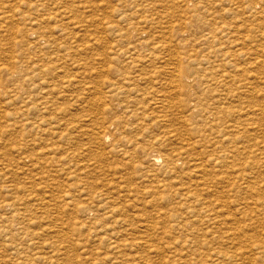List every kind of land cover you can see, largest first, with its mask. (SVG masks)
I'll list each match as a JSON object with an SVG mask.
<instances>
[{"label": "rangeland", "instance_id": "1", "mask_svg": "<svg viewBox=\"0 0 264 264\" xmlns=\"http://www.w3.org/2000/svg\"><path fill=\"white\" fill-rule=\"evenodd\" d=\"M228 3L231 4V6ZM195 4L196 6L194 7ZM262 6L264 7V0H0V264H70L72 262V264H75V262L76 264H80V262L81 264H122L125 260L127 262L125 261L123 264H168L169 261H172L169 264H182V261L183 263L187 262L186 264H192V262L198 264L199 259H202V261L200 260L199 264H201V262L202 264H206L208 261H205V257H208L209 255V257L214 256L213 252L211 253V250L214 252L220 250V252H223V254H227L229 256L232 255L231 257L235 256V258H232V261L234 260L235 262L231 263L232 261L229 259L223 263L239 264V262L242 261L244 263L247 262L248 264H264V226H262L264 225V196H262L264 195V192L262 194L261 191L264 189V173L261 174V172L264 171V33L261 35V31H264V23L260 24V22H264V8ZM247 7H257L255 10L256 12H258V10L260 11L258 12L259 15H257L258 13L256 15L254 14L256 17L253 19V14H248ZM54 8L56 9L55 11ZM201 24L203 26H201ZM189 27L191 29L187 30ZM196 27L198 29H196ZM209 27L211 30H213L215 37L209 34ZM179 31L184 32V35L179 36ZM205 33H208L210 36H205ZM199 37L205 38L206 42L203 40L197 42ZM185 40L189 42L187 43ZM228 40L230 43L227 42ZM156 43L159 44L157 45ZM238 50L239 52L241 51L240 55H238ZM261 50L263 54L261 53ZM225 53H229V55ZM224 54L225 56H223ZM227 56L231 59H228ZM176 57H178L180 60ZM220 57L222 61L218 59ZM175 68L177 71H175ZM241 69L244 70L242 71ZM32 71L33 73H31ZM171 71L173 73H171ZM7 74H12V76H5ZM17 74H24V78H21ZM219 78H221V80H219ZM214 79H218L219 81H215ZM212 84L215 85L213 86ZM242 85H246L245 87L247 89H245L244 86L242 87ZM249 85L251 86L250 88ZM256 86L257 90L254 89ZM208 87H211L213 91ZM223 87H226L227 91H225V88L223 89ZM239 88H243V90L245 89L246 91H243L242 89L240 90ZM117 90L120 91V95H118L119 93ZM134 90L136 93L133 92ZM207 91H209V93H207ZM229 92L233 95H230ZM126 93H129V96L126 95ZM234 93L238 95H235ZM226 94H229L230 96ZM124 96H126L127 99H125ZM215 96L217 99L214 98ZM237 96L239 98H237ZM256 96H258V98ZM247 97L250 100L249 102L252 101L250 105L248 103ZM252 98L253 100H251ZM261 98L263 99L261 100ZM244 99L247 102L243 101ZM218 101L220 105L225 103L224 105L226 108L224 105L220 106ZM215 102L218 104L217 106L220 107H215ZM257 102L258 104L260 103V105H258ZM249 106L251 108H246ZM46 108H48V110ZM198 108L200 109L198 110ZM255 110L259 112V116L257 114L258 112H255ZM215 111L217 113H215ZM247 112L253 119H251L248 114L246 116ZM250 112L252 113L250 114ZM220 113L222 117L220 116ZM217 114L219 115L217 116ZM159 115H164V120H162V118L157 119ZM205 115H207V117ZM43 117L45 118L43 119ZM195 117L198 119L195 120ZM246 117L247 119H245ZM236 119H241L242 121ZM117 120L121 121V124L123 125L119 126L120 122L116 123ZM187 120L189 121L186 122ZM231 120L236 122H232ZM200 121L203 124H206L205 127H202L203 124ZM45 122L47 126H45ZM218 122L221 123L219 124ZM237 123L239 125L243 124L244 126H238ZM245 123L248 126H245ZM31 124L33 125L30 126ZM49 124L54 125L52 126ZM200 124H202L200 127L203 129L199 127ZM231 124H234L235 126ZM209 125L212 129L209 128ZM252 125L255 127V130L253 129L254 127H252ZM230 126H232V129L230 128L229 130ZM237 126L239 128H237ZM256 127H259V129L256 130ZM47 128L52 129L47 132ZM235 128L238 130H235ZM207 129L212 132L215 129L217 131L208 133L209 131ZM93 130L95 133H98L95 135ZM40 131L45 133L41 134ZM231 131H237L238 133ZM240 131L241 133H239ZM246 131L250 134L252 132L255 134H249V136ZM227 132L228 135H226ZM244 132L247 135H245ZM51 133H56L55 135L58 136H54V134L52 135ZM196 133H198V137L196 136ZM205 133H207V137L209 136V138L204 137L206 136ZM211 134L214 141H212L210 138ZM238 134L240 136H237ZM101 135L103 137H100ZM241 135L243 136L241 137ZM167 137L170 141L166 139ZM226 137H231L230 141L232 142H230ZM237 137H240L241 140ZM208 139L212 143H209ZM166 140L169 142H166ZM219 140H221L222 146H220L221 144ZM222 140L225 141L223 142ZM239 141L242 143H239ZM51 142L52 146H50ZM203 143H205V145L208 144L207 148L205 145H199ZM215 143L218 145L216 146ZM120 144L123 145V147ZM224 144H226L225 147ZM255 144L258 145L255 147ZM47 146L50 147L48 148ZM192 146L195 147L191 148ZM200 147L203 152L205 150L206 151L203 153L202 150H200ZM203 147H205V149ZM221 147L223 149L226 148V151ZM52 148H56L55 152L52 150ZM228 148L231 151H229ZM102 149H105V152ZM211 149L220 152L215 154V151L213 150L212 152ZM237 150L239 153H237ZM244 150L247 151L248 154L247 152H244ZM261 150L263 151V154L261 153ZM175 152L183 153L181 154L182 157L180 158H185L183 160L177 161L175 168L169 169L165 160L167 157L173 156V154L175 155ZM222 152L224 154H221ZM228 152H232L229 154L233 156L234 160L237 158L235 161L232 159V157H230L231 159L228 158L230 161L233 160V163L231 161V164L230 161L226 160L227 157L231 156L228 154ZM240 153H246V155L241 159L240 156L242 155H240ZM184 154L185 156H183ZM234 154L239 156L235 155L236 158H234ZM259 154H262L263 156L261 157ZM223 155H225V157ZM154 156L156 158L159 156L157 162L153 161V158H155ZM204 156H210L207 158L214 162L211 160L209 161L208 159L205 160L206 157ZM215 156L217 158H215ZM218 156L220 157L218 158ZM221 157L223 159H221ZM187 158H191L192 160H188ZM254 158L257 159L255 160ZM195 160L197 161L195 162ZM218 160L220 163H215V161L219 162ZM223 160L225 161L224 163H222ZM186 161H188V163ZM204 161L208 162L205 164ZM236 162L239 164L238 166L235 164ZM253 162L258 163L254 165L252 164ZM177 163L178 165H182L180 166L181 168L177 166ZM186 163L188 165H186ZM247 163L249 164V167ZM184 164L186 167L190 166L189 164H191L190 167L192 169L190 167H188V169L185 166L183 167ZM229 164L233 165L230 166ZM240 164L241 166L244 164L245 167L243 166L244 168H241ZM200 165L203 166L201 169L204 168L206 171L204 169L201 170L202 172L199 171ZM214 166L219 167L220 169L223 168L224 170H219V168H217V170ZM224 166L227 167L225 168ZM255 166H257L259 170ZM228 167L232 172L234 171L235 173H230L231 171ZM248 168H250L251 171ZM193 169L195 171H193ZM242 169L246 171H243ZM166 170L170 172V175ZM179 170H181V172H179ZM187 170L190 173L189 176L185 178L184 176H186L188 173ZM236 170L238 173H241L242 176L239 174L241 177L237 175L238 173ZM240 170L242 172H240ZM253 170H256L255 172H260L255 173L254 175ZM210 171L212 173L211 176H209ZM224 171H226L228 175ZM185 172L187 173L185 174ZM203 172L207 173L208 175ZM156 173L159 176H157ZM174 173L176 174L174 175ZM179 174H181L182 177H180ZM256 174L258 176H256ZM229 175L232 176L233 182L232 178H229ZM235 175H237L238 178H236L237 176ZM245 175H248L249 177ZM199 176L204 177L206 182L207 179L209 183L212 182V185L211 183L207 185L208 182L205 183V187L206 185L208 186L206 187L207 190H203L204 185L194 188V184L200 180ZM171 177L174 179L175 183H173V180L172 182L169 180ZM221 177L222 179L225 178L224 180L228 182L223 184ZM255 177L259 178L256 179ZM193 178L197 180L195 181ZM241 178L243 179L241 180ZM179 180H183L184 182H180ZM189 181L192 182L189 183ZM167 182H169V184H167ZM261 182L263 184H260ZM161 183L163 185L166 183V185L162 187L160 185ZM218 183H220V185ZM119 184L122 185V187ZM176 184H178L179 187ZM233 184L234 186L232 187ZM170 185L172 190L170 189ZM245 185L248 186V189H245ZM218 186H221L220 189ZM241 186L244 188L241 189ZM209 187L210 189H216L215 192L213 189L211 191L209 190V192ZM156 188L158 192L162 190L161 193H158ZM179 188L183 191H180ZM252 188H254V190ZM124 189H127L126 192H124ZM184 189H187L186 191L189 194V196L187 194L188 198L184 197V194L186 193ZM166 190L168 193H166ZM193 190L197 193H195V195L193 194L192 196V193H194ZM199 190H201L202 194L199 192ZM237 190L241 193H238ZM247 190L252 193L250 194ZM172 191H175L176 193H173ZM227 191H229V193ZM171 192L173 193V196ZM206 192L208 196L203 195L206 194ZM231 192L234 194L232 196L233 198L230 196L232 195ZM145 193L146 195L150 193L148 195L149 197L146 196ZM208 193L214 195L213 199H211L212 196ZM101 194L104 195L105 198L102 197ZM121 194L123 196H121ZM136 195L138 197H136ZM168 195H171V198H169ZM180 195L186 200H181ZM196 195H199L200 198L198 196L196 197ZM242 195H245L249 199ZM252 195H254V198ZM222 196L225 197L222 198ZM205 197H209L210 199ZM216 197L220 199L218 200ZM194 198L197 199H195V202H193ZM201 198L206 199V202H204V199L201 201ZM225 198L228 199L230 204ZM260 198H262V201ZM215 199L216 201H214ZM105 200H107V202ZM211 200H213L214 203ZM181 201H183L185 211L182 210L184 207L182 206ZM200 201L204 203L201 205L203 208L205 207V211L200 210L203 209L200 206ZM209 201H211L212 204H210V206H204L208 205ZM244 201H247V205H245ZM177 202H180V206ZM234 202L238 206H236ZM101 203L105 205L102 206ZM165 203H167L168 206ZM223 203L226 204V206H224ZM187 204V208H189V205L191 208L186 209L185 205ZM231 206L233 207L232 209ZM106 207L108 209H106ZM115 207L117 211L115 210ZM241 207L244 208L242 209ZM211 208L212 211L210 213ZM191 209L192 211L194 210L195 213L197 212V214L194 212L192 213ZM214 209H217L218 212ZM103 210H105V212H103ZM175 210L177 213L176 215ZM120 211L122 215L120 214ZM215 212L219 213L221 218H219V215H216ZM110 213L112 214L110 215ZM179 213L181 215H179ZM184 213L185 215L187 214V217L183 215ZM245 214L246 217L248 215L247 218L250 217L249 221L245 217ZM116 215L119 218H117ZM93 216H95V218H93ZM98 216H100V218ZM169 216H172V218L170 217V219H168ZM211 216L216 219L214 220L213 218L212 220ZM241 216H244V219H242ZM253 216V220L255 219L254 221L256 222L251 219ZM259 216L263 219L260 220ZM177 217L181 218L178 219ZM190 217L196 219L194 220L196 222H190V220H193ZM175 218L177 219L174 220ZM183 218L190 223H187V221L183 220ZM111 219L114 221H111ZM121 219H123L125 223ZM240 219L242 221H240ZM116 220L120 221L118 222ZM208 222L210 225H207L206 227ZM250 222L253 223V226ZM101 223L103 224V228L102 225H100ZM111 223H114L115 226L117 225V228ZM122 223L125 226L122 225ZM172 224L176 225L173 227ZM182 224H185V226ZM245 224L248 226L247 228ZM105 225H109V231ZM118 225L122 227H119ZM175 227L177 229H175ZM183 227L185 230H183ZM210 227H212V229H209ZM120 228L123 231L125 230V232H121ZM180 228L182 229L180 231L181 234L179 233ZM102 230L105 234H102ZM155 230L165 234H160L159 232L156 234V236ZM186 230L189 233H186ZM204 230H206V233ZM212 230L213 232H216L213 233ZM223 230H226L227 232ZM235 230L237 231L235 232ZM72 231L75 233H72ZM210 231L212 233H210ZM177 233H179V235ZM215 233H220V235H216ZM229 233L232 234L233 237L238 235V233L240 235L233 239L232 235ZM121 234H124L123 237ZM208 234L212 235L209 236ZM135 235L138 237L136 238ZM191 235L196 236L197 239H200L197 241V239L195 237L192 238ZM203 236L206 240H204ZM90 237L93 238L91 239ZM172 237H174V239H172ZM178 237L179 242L177 241ZM249 237L250 239L252 238V240H250ZM257 238L258 240H256ZM103 240L105 242H102ZM192 240L196 241L192 242ZM237 240L238 242L244 243H241L239 246L237 244ZM116 242H118V244ZM173 242L175 243V246ZM196 242H198L200 246ZM260 242H262V244H260ZM195 243L199 248L196 247ZM204 243H208V245ZM209 243L212 244L209 245ZM109 245L115 248L111 246L107 247ZM202 245H204V247ZM238 246L240 248L242 247L243 249H240ZM172 247L173 250L171 249ZM248 247L250 250H248ZM259 247L262 250H260ZM181 248H183V250ZM191 248L194 250H191ZM206 248H208L209 252ZM120 249L123 253H120ZM184 249L187 252H185ZM170 250L171 252L169 253ZM188 250L191 254L188 253ZM196 250L199 251L196 252ZM166 251L168 252L165 254ZM201 251H205L207 254ZM253 252L254 255H252ZM239 253H243V256L245 255V258L243 256L242 258L246 262L237 256ZM256 253L259 255H256ZM260 254L263 256L261 257ZM181 255L185 259L188 258L189 261L188 259L185 260ZM67 256L71 259V261ZM119 256L120 258H118ZM236 256L238 257L239 261L235 260ZM110 257L111 261L109 259ZM52 258H57V260L54 261ZM114 259L115 261H113ZM116 259L119 263L116 262ZM178 259L184 260L180 261V263ZM62 260H68V262L64 263ZM119 260H121L122 263ZM191 260L192 262H190ZM252 261L254 263H252ZM242 262H240V264Z\"/></svg>", "mask_w": 264, "mask_h": 264}, {"label": "bare ground", "instance_id": "2", "mask_svg": "<svg viewBox=\"0 0 264 264\" xmlns=\"http://www.w3.org/2000/svg\"><path fill=\"white\" fill-rule=\"evenodd\" d=\"M51 1H52V0H51ZM256 1H257V0H256ZM258 1H260V0H258ZM37 2H38V1H37ZM39 2H40V1H39ZM42 2H43V1H42ZM42 2H41V3H42ZM256 3H257V2H256ZM37 4H38V3H37ZM39 4H40V3H39ZM42 4H43V3H42ZM49 4H50V3H49ZM52 4H53V2H52ZM228 4H229V3H228ZM231 4H232V2H231ZM231 4H229V5L231 6ZM253 4H254V3H253ZM254 5H255V4H254ZM254 5H253V6H254ZM258 5H259V4H258ZM258 5H256V6H258ZM195 6H196V4L194 5V7H195ZM194 7H193V8H194ZM262 7H263V6H262ZM193 8H192V10H193ZM247 8H248V14H249V15H250V14H253V19H254V17H256L255 15H256L258 12H260L259 10H258V12H256L255 9H256L257 7H252V8H251V7H247ZM260 8H261V7H260ZM263 8H264V7H263ZM194 9H195V8H194ZM55 10H56V9L54 8V11H55ZM195 10H196V9H195ZM261 10H262V9H261ZM263 11H264V10H263ZM190 12H191V11H190ZM252 12H254V13H252ZM262 13H263V12H262ZM189 14H190V13H189ZM254 14H255V15H254ZM63 15H64V14H63ZM257 15H259V13H258ZM192 16H193V14H192ZM261 17H262V16H261ZM263 18H264V17H263ZM188 19H189V18H188ZM260 19H261V18H260ZM140 20H141V18H140ZM199 22H200V21H199ZM34 23H35V22H34ZM68 23H70V22H68ZM197 23H198V21H197ZM200 23H201V22H200ZM200 23H199V24H200ZM262 23H264V22H260V24H262ZM188 24H189V22H188ZM195 24H196V23H195ZM202 24H203V23H202ZM202 24H201V26H203ZM71 25H72V24H71ZM74 25H75V24H74ZM189 26H190V24H189ZM184 29H185V28H184ZM189 29H191V28L189 27L187 30H189ZM196 29H198V28L196 27ZM196 29H195V30H196ZM200 29H201V28H200ZM61 30H62V29H61ZM59 32H60V31H59ZM62 32H63V31H62ZM188 32H189V31H188ZM261 32H262V33H261V35H262V34L264 33V31H261ZM185 33H187V32H185ZM198 33H199V32H198ZM58 34H59V33H58ZM61 34H62V33H61ZM178 34H179V36H183V35H184V32H180V31H179ZM209 34H211L212 36H214V32H213V30H211L210 27H209ZM209 34H208V33H205V36H210ZM215 35H216V34H215ZM263 35H264V34H263ZM41 36H42V35H41ZM156 36H158V35H156ZM203 36H204V35H203ZM57 37H58V36H57ZM191 37H192V36H191ZM214 37H215V36H214ZM154 38H155V37H154ZM192 38H193V37H192ZM194 38H195V37H194ZM35 39H37V38H35ZM155 39H157V38H155ZM178 39H180V38H178ZM190 39H191V38H190ZM210 39H211V38H210ZM212 39H213V38H212ZM223 39H224V38H223ZM226 39H227V37H226ZM37 40H38V39H37ZM202 40L205 41L206 39L203 38V37H201V38L199 37V40L197 39V42H198V41L200 42V41H202ZM208 40H209V39H208ZM208 40H207V41H208ZM263 40H264V39H263ZM141 41H142V40H141ZM152 41H153V40H152ZM155 41H156V40H155ZM167 41H169V40H167ZM185 41H187V40H185ZM185 41H184V42H185ZM220 41H221V39H220ZM34 42H36V41H34ZM46 42H47V40H46ZM139 42H140V41H139ZM153 42H154V41H153ZM156 42H158V41H156ZM159 42H160V41H159ZM188 42H189V41H187V43H188ZM197 42H196V43H197ZM205 42H206V41H205ZM227 42H229V40H228ZM42 43H44V42H42ZM142 43H143V41H142ZM144 43H145V42H144ZM185 43H186V42H185ZM187 43H186V44H187ZM190 43H191V42H190ZM229 43H230V42H229ZM45 44H46V43H45ZM47 44H48V42H47ZM137 44H139V43H137ZM153 44H155V43H153ZM156 44H157V43H156ZM158 44H159V43H158ZM158 44H157V45H158ZM161 44L163 45L162 42H161ZM181 45H183V44H181ZM160 46H161V45H160ZM230 47H231V46H230ZM237 49H238V48H237ZM229 50H230V49H229ZM236 51H237V50H236ZM171 52H172V51H171ZM233 52H234V50H233ZM236 53H237V52H236ZM261 53H262V50H261ZM173 54H174V53H173ZM225 54H227V53H225ZM225 54H224L223 56H225ZM230 54H231V53H230ZM240 54H241V51L239 52V50H238V55H240ZM262 54H263V53H262ZM171 55H172V54H171ZM217 55H218V54H217ZM227 55H229V53H228ZM167 56H168V55H167ZM173 56H174V55H173ZM173 56H172V58H173ZM170 57H171V56H170ZM178 57H179V55H178ZM178 57H176V58L179 59ZM227 57H228V56H227ZM159 59H160V58H159ZM216 59H217V58H216ZM218 59L221 60V57L218 58ZM222 59H223V58H222ZM228 59H231V58L228 57ZM228 59H227V60H228ZM179 60H180V59H179ZM223 60H224V59H223ZM227 60H226V61H227ZM221 61H222V60H221ZM232 61H233V60H232ZM232 61H231V63H232ZM172 62H173V61H172ZM227 62H228V61H227ZM229 62H230V61H229ZM163 63H165V62H163ZM179 63H181V62H179ZM224 63H225V62H224ZM221 64H222V62H221ZM26 65H28V64H26ZM30 65H32V64H30ZM232 65H233V64H232ZM234 65H235V62H234ZM165 66H166V65H165ZM165 66H164V68H165ZM230 66H231V65H230ZM172 67H173V66H172ZM223 67H224V64H223ZM228 67H229V66H228ZM236 67H237V66H236ZM236 67H235V68H236ZM27 68H28V67H27ZM32 68H33V67H32ZM35 68H36V67H35ZM164 68H163V70H164ZM263 68H264V67H263ZM33 69H34V68H33ZM145 69H146V68H145ZM222 69H223V68H222ZM244 69H246V68H244ZM244 69H243V70H244ZM248 69H251V68H248ZM35 70H36V69H35ZM139 70H140V69H139ZM171 70H173V69H171ZM230 70H232V69H230ZM233 70H234V66H233ZM233 70H232V71H233ZM241 70H242V69H241ZM243 70H242V71H243ZM2 71H3V70H2ZM143 71H145V70H143ZM165 71H166V69H165ZM175 71H177L176 68H175ZM223 71H224V70H223ZM6 72H8V71H6ZM27 72H28V71H27ZM169 72H170V71H169ZM224 72H225V71H224ZM230 72H231V71H230ZM1 73H2V72H1ZM31 73H33V71H32ZM36 73H37V72H36ZM36 73H34V74H36ZM171 73H173V72L171 71ZM171 73H170V74H171ZM219 73H220V72H219ZM221 73H222V72H221ZM225 73H226V72H225ZM231 73H232V72H231ZM234 73H235V72H234ZM167 74H169V73H167ZM178 74H179V73H178ZM228 74H230V73H228ZM0 75H1V74H0ZM2 75H3V73H2ZM17 75H18V74H17ZM174 75H175V72H174ZM220 75H221V74H220ZM224 75H225V74H224ZM236 75H237V74H236ZM5 76H10V77H11L12 74H7V75H5ZM18 76H20L21 78H24V74H19ZM228 77H229V76H228ZM18 78H19V77H18ZM174 78H176V77H174ZM226 78H227V77H226ZM226 78H225V79H226ZM223 79H224V77H223ZM231 79H232V78H231ZM246 79H247V78H246ZM214 80H215V79H214ZM217 80H218V79H217ZM217 80H215V81H217ZM219 80H221V78H219ZM219 80H218V81H219ZM227 80H229V79H227ZM215 81H214V82H215ZM230 81H231V80H230ZM231 82H232V81H231ZM245 82H246V81H245ZM240 83H241V82H240ZM215 84H216V82H215ZM215 84H214V85H215ZM217 84H218V83H217ZM223 84H224V83H223ZM235 84H236V83H235ZM249 84H250V83H249ZM212 85H213V84H212ZM212 85H211V86H212ZM214 85H213V86H214ZM232 85H234V84H232ZM236 85H237V84H236ZM236 85H235V86H236ZM238 85H240V84H238ZM246 85H247V84H246ZM246 85H245V86H246ZM251 85H252V84H251ZM253 85H254V84H253ZM219 86H220V85H219ZM224 86H225V85H224ZM235 86H234V87H235ZM243 86H244V85H242V87H243ZM245 86H244V87H245ZM217 87H218V86H217ZM239 87H241V86H239ZM247 87H248V86H247ZM250 87H251V86L249 85V88H250ZM205 88H207V87H205ZM208 88H211V87H208ZM218 88H219V87H218ZM224 88H225V91H227L226 87H223V89H224ZM231 88L234 89L233 87H231ZM117 89H118V88H117ZM129 89H130V88H129ZM214 89H215V87H214ZM223 89H221V90H223ZM237 89H238V88H237ZM239 89H240V88H239ZM241 89L243 90V88H241ZM241 89H240V90H241ZM245 89H247V88L245 87ZM245 89H244V90H245ZM252 89H253V86H252ZM254 89L257 90V86H256V88L254 87ZM119 90H120V88H119ZM119 90H117L118 93L120 92ZM123 90H124V89H123ZM125 90H126V89H125ZM135 90H136V89H135ZM135 90H134L133 92H135ZM208 90H209V89H208ZM211 90H212V88H211ZM217 90H219V89H217ZM221 90H220V91H221ZM244 90H243V91H244ZM212 91H213V90H212ZM225 91H224V92H225ZM230 91H231V90H230ZM233 91H234V90H233ZM236 91H237V90H236ZM238 91H239V90H238ZM245 91H246V90H245ZM252 91H253V90H252ZM258 91H259V90H258ZM115 92H116V91H115ZM121 92H122V91H121ZM127 92H128V91H127ZM133 92H132V94H133ZM224 92H223V94H224ZM231 92H232V91H231ZM240 92H241V91H240ZM249 92H250V91H249ZM253 92H254V91H253ZM135 93H136V92H135ZM207 93H209V91H207ZM221 93H222V91H221ZM122 94H124V93H122ZM128 94H129V93H128ZM128 94L126 93V95H128ZM229 94L231 95L232 93L229 92ZM229 94H226V95L230 96ZM234 94H235V93H234ZM244 94H245V93H244ZM252 94H253V93H252ZM115 95H116V94H115ZM118 95H120V93H119ZM208 95H209V94H208ZM218 95H219V93H218ZM220 95H221V94H220ZM232 95H233V94H232ZM235 95H238V94H235ZM241 95H242V94H241ZM245 95H246V94H245ZM128 96H129V95H128ZM136 96H137V95H136ZM243 96H244V95H243ZM122 97H123V95H122ZM124 97H125V99H127L126 96H124ZM208 97H209V96H208ZM225 97H226V96H225ZM225 97H224V98H225ZM232 97H234V96H232ZM232 97H231V99H232ZM235 97H236V96H235ZM256 97L258 98V96H256ZM262 97H263V96H262ZM129 98H132V97H129ZM129 98H128V99H129ZM138 98H139V97H138ZM214 98L217 99L216 96H215ZM229 98H230V97H229ZM237 98H239V97L237 96ZM240 98H242V97H240ZM259 98H260V97H259ZM132 99H134V98H132ZM210 99H212V98H210ZM218 99H219V98H218ZM231 99H230V100H231ZM234 99H235V98H234ZM245 99H246V97H245ZM245 99H244L243 101H246ZM262 99H263V98H261V100H262ZM130 100H131V99H130ZM140 100H141V99H140ZM165 100H166V99H165ZM224 100H225V99H224ZM236 100H237V99H236ZM240 100H241V99H240ZM247 100H248V103H249V105H250V103H251L252 101L249 102L250 100L248 99V97H247ZM251 100H253V98H252ZM254 100H255V99H254ZM220 101H221V100H220ZM226 101H227V100H226ZM237 101H239V100H237ZM221 102H222V101H221ZM223 102H224V101H223ZM234 102H235V101H234ZM246 102H247V101H246ZM253 102H254V101H253ZM263 102H264V99H263ZM215 103H216V102H215ZM240 103H241V101H240ZM254 103H255V102H254ZM136 104H137V102H136ZM211 104H212V103H211ZM211 104H210V105H211ZM218 104H219V101H218ZM218 104L216 103L215 107H216ZM224 104H225V103H224ZM224 104H222V105H224ZM226 104H227V103H226ZM245 104H246V103H245ZM257 104H258V102H257ZM212 105H213V104H212ZM219 105H220V104H219ZM222 105H220V106H222ZM227 105H228V104H227ZM241 105H243V104H241ZM258 105H260V103H259ZM126 106H127V105H126ZM220 106H217V108L220 107ZM224 106H225V105H224ZM253 106H254V104H253ZM132 107H133V106H132ZM240 107H241V106H240ZM255 107H256V106H255ZM255 107H254V109H255ZM258 107H259V106H258ZM134 108H135V107H134ZM212 108H213V107H212ZM222 108H223V107H222ZM225 108H226V106H225ZM243 108H244V106H243ZM246 108H251V107L249 106V107H246ZM256 108H257V107H256ZM46 109L48 110V108H46ZM192 109H193V108H192ZM192 109H191V110H192ZM199 109H200V108H198V110H199ZM201 109H202V108H201ZM208 109H211V108H208ZM215 109H216V108H215ZM215 109H214V110H215ZM220 109H221V108H220ZM214 110H213V111H214ZM42 111H43V110H42ZM189 111H190V109H189ZM201 111H202V110H201ZM213 111H212V112H213ZM216 111H217V109H216ZM216 111H215V113H217ZM221 111H222V110H221ZM250 111H251V110H250ZM256 111H257V110H255V112H256ZM258 111H259V109H258ZM258 111H257V112H258ZM261 111H262V110H261ZM45 112H46V111H45ZM47 112H48V111H47ZM219 112H220V111H219ZM222 112H223V111H222ZM222 112H221V113H222ZM238 112H239V111H238ZM243 112H244V111H243ZM245 112H246V111H245ZM207 113H208V112H207ZM221 113H220V116H221ZM251 113H252V112H250V114H251ZM41 114H42V113H41ZM209 114H210V112H209ZM235 114H236V112H235ZM238 114H239V113H238ZM238 114H237V115H238ZM247 114H248V112L246 113V116H247ZM257 114H258V116H259V112H258ZM46 115H47V114H46ZM218 115H219V114H217V116H218ZM237 115H236V116H237ZM248 115H249V114H248ZM263 115H264V114H263ZM41 116H43V115H41ZM44 116H45V114H44ZM191 116H192V115H191ZM191 116H190V117H191ZM205 116L207 117V115H205ZM208 116H210V115H208ZM215 116H216V115H215ZM240 116H241V114H240ZM242 116H243V115H242ZM249 116L251 117V115H249ZM261 116H262V114H261ZM148 117H149V116H148ZM196 117H197V116H196ZM196 117H195V120L198 119V118H196ZM211 117H212V116H211ZM211 117H210V118H211ZM221 117H222V116H221ZM254 117H255V116H254ZM44 118H45V117H43V119H44ZM161 118H162V120H164V118H165L164 115H159L157 119H161ZM234 118H235V117H234ZM237 118H238V117H237ZM263 118H264V116H263ZM207 119H208V118H207ZM216 119H217V117H216ZM245 119H247V117H246ZM245 119H243V120H245ZM251 119H253V118L251 117ZM251 119H250V121H251ZM137 120H138V119H137ZM201 120H202V119H201ZM208 120H209V119H208ZM211 120H212V118H211ZM219 120H221V119H219ZM224 120H225V119H224ZM234 120H235V119H234ZM234 120H233V121H234ZM236 120H239V119H236ZM240 120H241V119H240ZM240 120H239V121H240ZM44 121H45V120H44ZM44 121H43V122H44ZM49 121H50V119H49ZM113 121H114V120H113ZM188 121H189V120H187L186 122H188ZM193 121H194V120H193ZM204 121H205V120H204ZM206 121H207V120H206ZM212 121H213V120H212ZM214 121H215V119H214ZM231 121H232V120H231ZM233 121H232V122H233ZM239 121H237V122H239ZM241 121H242V120H241ZM245 121H246V120H245ZM250 121H249V122H250ZM50 122H51V121H50ZM119 122H120V123H119ZM186 122H185V123H186ZM194 122H195V121H194ZM200 122H201V121H200ZM223 122H224V121H223ZM227 122H228V121H227ZM234 122H236V121H234ZM253 122H254V121H253ZM253 122H252V123H253ZM47 123H49V122H47ZM53 123H54V122H53ZM116 123H119V126H120V125H121V126L123 125V124H121V121H119V120H117ZM146 123H147V121H146ZM195 123H196V122H195ZM201 123H202V122H201ZM209 123H210V122H209ZM212 123H213V122H212ZM218 123H219V122H218ZM220 123H221V122H220ZM220 123H219V124H220ZM239 123H240V122H239ZM243 123H244V122H243ZM246 123H247V122H246ZM246 123H245V126L247 125ZM252 123H251V124H252ZM36 124H37V123H36ZM36 124H35V125H36ZM39 124H40V123H39ZM42 124H44V123H42ZM110 124H111V123H110ZM202 124H203V123H202ZM202 124H200L199 127H200ZM237 124H238V123H237ZM248 124H249V123H248ZM32 125H33V124H31L30 126H32ZM49 125H52V126H53L54 124H49ZM185 125H186V124H185ZM185 125H184V126H185ZM188 125H189V124H188ZM188 125H187V126H188ZM192 125H193V124H192ZM196 125H198V124H196ZM203 125H204V126H203ZM203 125H202V127H205L206 124H203ZM207 125H208V124H207ZM225 125H226V124H225ZM231 125L235 126L234 124H231ZM28 126H29V125H28ZM43 126H44V125H43ZM45 126H47V125H46V122H45ZM107 126H108V125H107ZM111 126H112V125H111ZM115 126H117V125H115ZM189 126H190V125H189ZM194 126H195V125H194ZM209 126H210V125H209ZM228 126H229V123H228ZM238 126H244V125H243V124H240V125L238 124ZM238 126H237V128H239ZM247 126H248V125H247ZM262 126H263V125H262ZM35 127H36V126H35ZM37 127H38V126H37ZM49 127H50V126H49ZM202 127H200V128H202ZM225 127H226V126H225ZM249 127H250V126H249ZM249 127H248V128H249ZM252 127H254V126L252 125ZM252 127H251V128H252ZM259 127H260V126H259ZM259 127H258V128L256 127V130L259 129ZM38 128H39V127H38ZM44 128H45V127H44ZM52 128H54V127H52ZM52 128H50V129H52ZM73 128H74V127H73ZM76 128H78V127H76ZM116 128H117V127H116ZM200 128H198V129H200ZM209 128H211V126H210ZM209 128H208V129H209ZM230 128L232 129V126L229 127V130H230ZM237 128H235V130H236ZM242 128H244V127H242ZM245 128H246V127H245ZM42 129H43V128H42ZM42 129H41V131H42ZM47 129H48V128H47ZM47 129H46V130H47ZM50 129H48L47 132L50 131ZM99 129H101V128H99ZM106 129H107V128H106ZM202 129H203V128H202ZM208 129H207V130H208ZM211 129H212V128H211ZM224 129H225V128H224ZM249 129H250V128H249ZM253 129L255 130V127H254ZM43 130H44V129H43ZM115 130H117V129H115ZM237 130H238V129H237ZM241 130H242V129H241ZM243 130H244V129H243ZM245 130H246V129H245ZM41 131H40V132H41ZM106 131H107V130H106ZM197 131H198V130H197ZM203 131H204V130H203ZM208 131H209V130H208ZM214 131L216 132L217 130L215 129ZM214 131H213V132H214ZM219 131H220V130H219ZM222 131H223V130H222ZM258 131H260V130H258ZM104 132H105V130H104ZM205 132H206V131H205ZM211 132H212V131H209L208 133H211ZM213 132H212V133H213ZM231 132H237V131H231ZM231 132H230V133H231ZM242 132H243V131H242ZM254 132H255V131H254ZM263 132H264V131H263ZM43 133H45V132H43ZM43 133L41 132V134H43ZM91 133H92V131H91ZM93 133L96 135L98 132L95 133V131L93 130ZM101 133H102V131H101ZM199 133H200V132H199ZM201 133H202V132H201ZM237 133H238V132H237ZM237 133H236V134H237ZM239 133H241V131H240ZM244 133H245V132H244ZM246 133H248V135L250 134V133L247 132V131H246ZM246 133H245V135H247ZM46 134H47V133H46ZM51 134H52V133H51ZM53 134H54V133H53ZM53 134H52V135H53ZM55 134H56V133H55ZM55 134H54V136H58V135H55ZM94 134H93V135H94ZM110 134H111V132H110ZM110 134H108V135H110ZM197 134H198V133H196V136L198 137ZM202 134H203V133H202ZM214 134H215V133H214ZM218 134H219V133H218ZM224 134H225V133H224ZM234 134H235V133H234ZM251 134H253V132H252ZM251 134H250V135H251ZM254 134H255V133H254ZM254 134H253V135H254ZM47 135H48V134H47ZM103 135H104V134H103ZM112 135H113V134H112ZM200 135H201V134H200ZM205 135H206V136H204V137H207V133H205ZM215 135H216V134H215ZM221 135H222V132H221ZM226 135H228V132H227ZM250 135H249V136H250ZM48 136H49V135H48ZM113 136H114V135H113ZM113 136H112V137H113ZM169 136H170V135H169ZM196 136H195V138H196ZM229 136H230V134H229ZM231 136H232V135H231ZM235 136H236V135H235ZM237 136H240V135L238 134ZM242 136H243V135H241V137H242ZM249 136H248V137H249ZM45 137H46V136H45ZM49 137H50V136H49ZM92 137H94V136H92ZM100 137H103V136L101 135ZM100 137H99V138H100ZM109 137H110V136H109ZM171 137H172V136H171ZM191 137H192V136H191ZM201 137H203V136H201ZM217 137H218V136H217ZM217 137H216V138H217ZM223 137H225V136H223ZM246 137H247V136H246ZM47 138H48V137H47ZM54 138H55V137H54ZM173 138H174V137H173ZM188 138H189V137H188ZM195 138H194V139H195ZM207 138H209V136H208ZM210 138H211L212 141H214V140L212 139V134H211V137H210ZM213 138H214V135H213ZM226 138H228L229 141L231 140V139H230L231 137H230V138H229V137H226ZM237 138H240V137H237ZM51 139H52V138H51ZM58 139H59V138H58ZM166 139L169 140L168 137H167ZM171 139H172V138H171ZM184 139H185V138H184ZM189 139H190V138H189ZM199 139H200V138H199ZM202 139H203V138H202ZM219 139H220V138H219ZM222 139H223V138H222ZM49 140H50V139H49ZM49 140H48V141H49ZM54 140H55V139H54ZM59 140H60V139H59ZM97 140H98V139H97ZM163 140H164V139H163ZM167 140H166V142H169V141H170V140H169V141H167ZM186 140H187V138H186ZM197 140H198V139H197ZM200 140H201V139H200ZM200 140H198V141H200ZM204 140H205V138H204ZM208 140H209V139H208ZM226 140H227V139H226ZM237 140H238V139H237ZM240 140H241V138H240ZM50 141H51V140H50ZM174 141H175V140H174ZM192 141H193V140H192ZM194 141H196V140H194ZM198 141H197V142H198ZM219 141H220V144H221V140H219ZM222 141H223V140H222ZM224 141H225V140H224ZM224 141H223V142H224ZM57 142H59V141H57ZM163 142H164V141H163ZM163 142H162V143H163ZM185 142H186V141H185ZM185 142H184V143H185ZM204 142H205V141H204ZM210 142H211V141L209 140V143H210ZM230 142H232V141H230ZM53 143H54V142H53ZM111 143H112V142H111ZM187 143H188V142H187ZM205 143H206V142H205ZM205 143H203V144H199V145H205ZM211 143H212V142H211ZM216 143H218V142H216ZM216 143H215V145H216ZM237 143H238V142H237ZM237 143H236V144H237ZM239 143H242V142L239 141ZM239 143H238V144H239ZM50 144H51L50 146H52V142H51ZM55 144H56V143H55ZM61 144H62V143H61ZM101 144H103V143H101ZM160 144H161V143H160ZM164 144H165V143H164ZM164 144H162V145H164ZM196 144H197V143H196ZM213 144H214V143H213ZM218 144H219V143H218ZM218 144H217V145H218ZM228 144H229V143H228ZM232 144H233V143H232ZM258 144H259V143H258ZM258 144H255V147H256ZM45 145H46V144H45ZM45 145H44V146H45ZM120 145H121V144H120ZM124 145H125V144H124ZM155 145H156V142H155ZM183 145H185V144H183ZM189 145H190V144H189ZM194 145H195V144H194ZM217 145H216V146H217ZM234 145H235V144H234ZM50 146H47V147L49 148ZM58 146H59V145H58ZM121 146L123 147V145H121ZM160 146H161V145H160ZM160 146H159V147H160ZM190 146H191V145H190ZM207 146H208V144L205 145L206 148H207ZM212 146H214V145H212ZM220 146H222V144H221ZM225 146H226V144H224V147H225ZM235 146H236V145H235ZM259 146H260V145H259ZM53 147H54V146H53ZM194 147H195V146H194ZM194 147L192 146L191 148H194ZM201 147H202V146H201ZM201 147H200V150H202ZM205 147H203V148L205 149ZM239 147H240V145H239ZM253 147H254V146H253ZM261 147H262V146H261ZM45 148H46V146H45ZM56 148H57V146H56ZM56 148H55V149H56ZM105 148H106V147H105ZM107 148H108V147H107ZM120 148H121V147H120ZM185 148H186V147H185ZM197 148H198V147H197ZM210 148H211V147H210ZM212 148H213V147H212ZM221 148H222V147H221ZM243 148H244V147H243ZM55 149L52 148V150H54V152H55ZM180 149H181V147H180ZM198 149H199V148H198ZM219 149H220V148H219ZM222 149H223V148H222ZM228 149H229V148H228ZM232 149H233V148H232ZM236 149H237V148H236ZM241 149H242V147H241ZM260 149H261V148H260ZM263 149H264V148H263ZM102 150H103V149H102ZM189 150H190V149H189ZM193 150H194V149H193ZM211 150H212V149H211ZM211 150H210V151H211ZM213 150H214V149H213ZM213 150H212V152H213ZM223 150L226 151V148L223 149ZM223 150H222V151H223ZM239 150H240V149H239ZM50 151H51V150H50ZM103 151L105 152V149H104ZM180 151H181V150H180ZM187 151H188V150H187ZM205 151H206V150H205ZM205 151H204V152H205ZM207 151H208V150H207ZM214 151H215V150H214ZM225 151H224V153H225ZM227 151H228V150H227ZM229 151H231V150L229 149ZM237 151H238V150H237ZM237 151H233V152H237ZM248 151H249V150H248ZM252 151H254V150H252ZM252 151H251V152H252ZM256 151H257V150H256ZM259 151H260V150H259ZM104 152H103V153H104ZM202 152H203V150H202ZM202 152H201V153H202ZM204 152H203V153H204ZM208 152H209V151H208ZM218 152H220V151H218ZM218 152L215 151V154L218 153ZM241 152H242V151H241ZM244 152H247V151L244 150ZM262 152H263V151L261 150V153H262ZM51 153H53V152H51ZM122 153H123V152H122ZM175 153H176V152H175ZM186 153H187V152H186ZM186 153H185V154H186ZM195 153H196V152H195ZM224 153L222 152L221 154H224ZM229 153H232V152H228V154H229ZM237 153H239V151H238ZM40 154H42V153H40ZM43 154H44V153H43ZM48 154H49V153H48ZM172 154H173V153H172ZM181 154H183V153L178 152V153H176L175 155L173 154V156H169V157H167V159L165 160V162H166V164H167V166H168L169 169H173V168H175L176 162L179 161V160H183V159L185 158V157H184L183 159H181V158H180V157H182ZM185 154H184L183 156H185ZM199 154H200V153H199ZM199 154H198V155H199ZM209 154H210V153H209ZM209 154H208V155H209ZM213 154H214V153H213ZM213 154H211V155H213ZM221 154H220V155H221ZM247 154H248V152H247ZM253 154H254V153H253ZM262 154H263V153H262ZM262 154H259V156L261 155V157H262V156H263ZM77 155H78V154H77ZM110 155H111V154H110ZM186 155H187V154H186ZM193 155H194V154H193ZM201 155H203V154H201ZM218 155H219V154H218ZM229 155H231V154H229ZM235 155H236V154H234V158H236ZM240 155H242V156H240L241 159H242V157L245 156L246 153H245V154L240 153ZM254 155H255V154H254ZM256 155H257V154H256ZM42 156H43V155H42ZM70 156H71V155H70ZM195 156H196V154H195ZM221 156H222V155H221ZM223 156L225 157V155H223ZM236 156H239V155H236ZM249 156H250V155H249ZM35 157H36V156H35ZM43 157H44V156H43ZM154 157H155V156H154ZM192 157H193V156H192ZM197 157H199V156H197ZM204 157H206V156H204ZM204 157H203V159H204ZM207 157H208V156H207ZM207 157L205 158V160L208 159L210 156H209L208 158H207ZM211 157H212V156H211ZM219 157H220V156H218V158H219ZM230 157H232V159H233V156L231 155V156L227 157L226 160H228V158H230ZM250 157H251V156H250ZM254 157H256V156H254ZM55 158H56V157H55ZM67 158H68V157H67ZM71 158H73V157H71ZM76 158H77V157H76ZM76 158H75V159H76ZM145 158H147V157H145ZM151 158H153V157H151ZM215 158H217V157L215 156ZM257 158H258V157H257ZM257 158H256V159H257ZM21 159H22V158H21ZM47 159H48V158H47ZM64 159H65V158H64ZM158 159H159V156H158L157 158H156V157L153 158V161L157 162ZM187 159H188V158H187ZM193 159H194V157H193ZM195 159H196V158H195ZM197 159H198V158H197ZM201 159H202V158H201ZM221 159H223V158L221 157ZM230 159H231V158H230ZM236 159H237V158H236ZM236 159H235V160H236ZM241 159H240V160H241ZM244 159H245V158H244ZM254 159H255V158H254ZM254 159H253V160H254ZM256 159H255V160H256ZM54 160H55V159H54ZM62 160H63V159H62ZM77 160H78V159H77ZM188 160H192V159L190 158V159H188ZM208 160H209V159H208ZM210 160H211V159H210ZM210 160H209V161H210ZM213 160H214V156H213ZM215 160H217V159H215ZM219 160H220V159H219ZM219 160H218V161H219ZM224 160H225V159H224ZM224 160L222 161V163L225 162ZM233 160H234V159H233ZM233 160H231L232 163H233ZM235 160H234V161H235ZM238 160H239V158H238ZM246 160H247V159H246ZM255 160H254V161H255ZM258 160H259V159H258ZM46 161H47V160H46ZM48 161H49V159H48ZM151 161H152V160H151ZM196 161H197V160H195V162H196ZM199 161H200V160H199ZM211 161H212V160H211ZM228 161H230V160H228ZM231 161H230V164H231ZM242 161H243V160H242ZM260 161H261V160H260ZM262 161H263V160H262ZM147 162H148V161H147ZM160 162H161V161H160ZM182 162H183V161H182ZM184 162H185V161H184ZM186 162L188 163V161H186ZM200 162H201V161H200ZM200 162H199V163H200ZM202 162H203V161H202ZM204 162H205V164H206L208 161H207V162L204 161ZM212 162H214V161H212ZM239 162H240V161H239ZM47 163H48V162H47ZM50 163H51V162H50ZM50 163H49V164H50ZM72 163H73V162H72ZM72 163H71V164H72ZM145 163H146V161H145ZM158 163H159V162H158ZM163 163H164V162H163ZM187 163H186V165H188ZM191 163H192V162H191ZM193 163H194V162H193ZM197 163H198V162H197ZM215 163L219 164L220 161H219V162L215 161ZM228 163H229V162H228ZM228 163H227V164H228ZM256 163H258V162H256ZM256 163L253 162L252 164L256 165ZM259 163H260V162H259ZM263 163H264V161H263ZM31 164H33V163H31ZM56 164H57V163H56ZM182 164H183V163H182ZM195 164H196V163H195ZM205 164H204V165H205ZM211 164H213V163H211ZM230 164H229V165H230ZM235 164H237V162H236ZM245 164H246V163H245ZM247 164H248V163H247ZM250 164H251V163H250ZM261 164H262V163H261ZM261 164H260V165H261ZM50 165H51V164H50ZM66 165H67V164H66ZM87 165H88V164H87ZM146 165H148V164H146ZM150 165H151V164H150ZM161 165L164 166L163 164H161ZM161 165H160V166H161ZM189 165L191 166V164H189ZM207 165H209V164H207ZM214 165H215V164H214ZM223 165H224V164H223ZM232 165H233V164H232ZM232 165H230V166H232ZM238 165H239V164H237V166H238ZM43 166H44V164H43ZM61 166H62V165H61ZM142 166H143V165H142ZM152 166H155V165H152ZM167 166H166V167H167ZM177 166L180 167V166H182V165H178V163H177ZM184 166H185V164L183 165V167H184ZM190 166H187V167L185 166V167L188 169V167H190ZM192 166H194V165H192ZM205 166H206V165H205ZM219 166H220V165H219ZM221 166H222V165H221ZM234 166H236V165H234ZM237 166H236V167H237ZM240 166H241V164H240ZM243 166H244V164H243ZM243 166H241V168H242ZM250 166H251V165H250ZM258 166H259V165H258ZM46 167H47V166H46ZM50 167H51V166H50ZM146 167H148V166H146ZM179 167H178V168H179ZM201 167H203V166L200 165V167H199L200 170H199V171H201L202 169H204V168L201 169ZM208 167H209V166H208ZM214 167H216V166H214ZM224 167H225V166H224ZM226 167H227V166H226ZM226 167H225V168H226ZM236 167H234V168H236ZM244 167H245V166H244ZM244 167H243V168H244ZM246 167H247V166H246ZM248 167H249V164H248ZM255 167L257 168V166H255ZM260 167H261V166H260ZM42 168H43V167H42ZM156 168H157V167H156ZM156 168H155V170H156ZM160 168H161V167H160ZM163 168H164V167H163ZM180 168H181V167H180ZM190 168H191V167H190ZM195 168H196V167H195ZM217 168H219V167H216V169H217ZM228 168H229V167H228ZM232 168H233V167H232ZM252 168H253V167H252ZM262 168H263V167H262ZM262 168H261V169H262ZM27 169H28V168H27ZM62 169H63V168H62ZM65 169H66V168H65ZM70 169H71V168H70ZM152 169H154V168H152ZM165 169H166V168H165ZM182 169H183V168H182ZM191 169H192V168H191ZM229 169H230V168H229ZM248 169L250 170V168H248ZM248 169H247V170H248ZM257 169L259 170V168H257ZM261 169H260V170H261ZM63 170H64V169H63ZM189 170H190V169H189ZM204 170H205V169H204ZM217 170H218V169H217ZM219 170H222V171H223L224 169H223V168H222V169L219 168ZM225 170H227V169H225ZM232 170H233V169H232ZM234 170H235V169H234ZM242 170H243V169H242ZM58 171H59V170H58ZM67 171H68V170H67ZM156 171H157V170H156ZM166 171H168V170H166ZM170 171H171V170H170ZM184 171H185V170H184ZM187 171H188V170H187ZM193 171H195V170L193 169ZM199 171H198V172H199ZM205 171H206V170H205ZM230 171H231V169H230ZM243 171H246V170H243ZM250 171H251V170H250ZM255 171H256V170H255ZM255 171L253 170L254 175H255V173H259V172H260V171H259V172H255ZM62 172H63V171H62ZM154 172H155V171H154ZM168 172H169V171H168ZM175 172H176V170H175ZM179 172H181V170H179ZM182 172H183V171H182ZM201 172H202V171H201ZM224 172L227 173L226 171H224ZM236 172L238 173L237 170H236ZM240 172H242V171L240 170ZM253 172H251V173H253ZM54 173H55V172H54ZM151 173H152V172H151ZM162 173H163V172H162ZM186 173H187V172H185V174H186ZM189 173H190V172L188 171L187 175L184 176V177L187 178V177L189 176ZM195 173H196V172H195ZM203 173H205V172H203ZM216 173H217V172H216ZM221 173H222V172H221ZM230 173H233V174H234L235 172H234V171H233V172L231 171ZM246 173H247V172H246ZM262 173H264V171L261 172V174H262ZM65 174H66V171H65ZM172 174H173V173H172ZM175 174H176V173H174V175H175ZM192 174H193V173H192ZM197 174H199V173H197ZM201 174H202V173H201ZM205 174H207V173H205ZM233 174H232V175H233ZM239 174L241 175V173H238L237 175L239 176ZM248 174H249V173H248ZM51 175H52V174H51ZM156 175H157V173H156ZM169 175H170V172H169ZM174 175H173V176H174ZM179 175H180V177H182L181 174H179ZM207 175H208V174H207ZM211 175H212V173H211V171H210V175H209V176H211ZM217 175H218V173H217ZM222 175H223V173H222ZM222 175H221V176H222ZM227 175H228V173H227ZM227 175H226V176H227ZM230 175H231V174H230ZM230 175H229V176H230ZM237 175H235V176H237ZM49 176H50V175H49ZM57 176H58V175H57ZM64 176H65V175H64ZM67 176H68V175H67ZM157 176H159V175H157ZM160 176H161V175H160ZM162 176H164V175H162ZM173 176H172V177H173ZM195 176H196V175H195ZM195 176H194V177H195ZM238 176H237L236 178H238ZM241 176H242V175H241ZM241 176H239V177H241ZM245 176H248V175H245ZM250 176H251V175H250ZM256 176H258V175L256 174ZM59 177H60V176H59ZM172 177H171V179H169V180H171V182H172V180H173V183H175V182H174V179H172ZM199 177H200V180H198V182H196V183L194 184V185H195L194 188H197V187L200 186V185H204V188H203V190H204V189H206V187H208L207 185H209L210 183H211V185H212V182L209 183V181H208V179H207L208 184H207L206 187H205V183H207V182H206V179H205L204 177H202V176H199ZM217 177H218V176H217ZM248 177H249V176H248ZM253 177H254V176H253ZM23 178H24V177H23ZM29 178H30V177H29ZM157 178H158V177H157ZM185 178H184V179H185ZM191 178H192V177H191ZM206 178H208V177H206ZM210 178H211V177H210ZM212 178H213V177H212ZM214 178H216V177H214ZM227 178H228V176H227ZM229 178H232V176H230ZM243 178H244V177H243ZM243 178H241V180H242ZM255 178L258 179L259 177H258V178L255 177ZM15 179H16V178H15ZM46 179H47V178H46ZM145 179H146V178H145ZM152 179H153V178H152ZM175 179H176V178H175ZM180 179H182V178H180ZM193 179H194V178H193ZM218 179H219V178H218ZM221 179H222V177H221ZM224 179H225V178H224ZM224 179H222L223 184L228 182V181H225ZM234 179H235V177H234ZM244 179H245V178H244ZM249 179H251V178H249ZM249 179H248V180H249ZM263 179H264V178H263ZM263 179H262V180H263ZM38 180H39V179H38ZM50 180H51V179H50ZM50 180H49V181H50ZM116 180H117V179H116ZM150 180H151V179H150ZM166 180H167V179H166ZM169 180H168V181H169ZM189 180H190V178H189ZM194 180H195V179H194ZM194 180H192V181H194ZM196 180H197V179H196ZM196 180H195V181H196ZM223 180H224L225 182H224ZM226 180H229V179H226ZM245 180H246V179H245ZM251 180H252V179H251ZM254 180H255V179H254ZM254 180H253V181H254ZM20 181H21V180H20ZM25 181H26V180H25ZM40 181H41V180H40ZM153 181H154V180H153ZM153 181H152V182H153ZM158 181H159V180H158ZM175 181H176V180H175ZM179 181H180V180H179ZM182 181H183V180H181L180 182H182ZM192 181H189V183L192 182ZM211 181H212V180H211ZM214 181H215V179H214ZM260 181H261V179H260ZM67 182H68V181H67ZM144 182H145V181H144ZM146 182H147V181H146ZM169 182H170V181H169ZM169 182H167V184H169ZM183 182H184V181H183ZM216 182H217V180H216ZM219 182H220V181H219ZM232 182H233V178H232ZM234 182H235V181H234ZM238 182H239V181H238ZM262 182H263V181H262ZM262 182H261L260 184H263ZM148 183H149V182H148ZM157 183H158V182H157ZM177 183H178V182H177ZM185 183H186V182H185ZM187 183H188V182H187ZM229 183H231V182H229ZM242 183H243V182H242ZM242 183H241V184H242ZM249 183H250V182H249ZM258 183H259V182H258ZM44 184H45V183H44ZM44 184H43V185H44ZM151 184H152V183H151ZM163 184H164V180H163ZM163 184L161 183L160 185H161L162 187L166 185V183H165V185H163ZM170 184H171V183H170ZM214 184H215V183H214ZM214 184H213V185H214ZM218 184L220 185V183H218ZM237 184H239V183H237ZM241 184H240V185H241ZM254 184H255V183H254ZM260 184H259V186H260ZM43 185H42V186H43ZM59 185H60V184H59ZM119 185H120V184H119ZM146 185H147V184H146ZM158 185H159V184H158ZM172 185H175V184H172ZM176 185L179 187L178 184H176ZM186 185H187V184H186ZM192 185H193V184H192ZM192 185H191V186H192ZM216 185H217V184H216ZM230 185H231V184H230ZM248 185H249V184H248ZM256 185H258V184H256ZM120 186L122 187V185H120ZM177 186H176V187H177ZM214 186H215V185H214ZM228 186H229V185H228ZM233 186H234V184L232 185V187H233ZM237 186H238V185H237ZM242 186H243V185H242ZM242 186L240 187L241 189L244 188V187H242ZM252 186H254V185H252ZM263 186H264V185H263ZM263 186H262V187H263ZM36 187H37V186H36ZM45 187H46V186H45ZM48 187H49V186H48ZM48 187H47V188H48ZM112 187H113V186H112ZM125 187H126V185H125ZM158 187H159V186H158ZM174 187H175V186H174ZM182 187H184V186H182ZM182 187H181V188H182ZM211 187H212V186H211ZM220 187H221V186H218L219 189H220ZM257 187H258V186H257ZM63 188H64V187H63ZM129 188H130V187H129ZM166 188H167V187H166ZM168 188H169V187H168ZM191 188H192V187H191ZM194 188H192V189H194ZM199 188H200V187H199ZM224 188H225V187H224ZM227 188H229V187H227ZM227 188H226V189H227ZM238 188H239V187H238ZM240 188H239V189H240ZM250 188H251V187H250ZM250 188H249V189H250ZM48 189H50V188H48ZM68 189H69V188H68ZM74 189H75V188H74ZM170 189L172 190L171 185H170ZM179 189H180V188H179ZM188 189H189V188H188ZM212 189L214 190V188H212ZM212 189H210V187H209V188H208V191H209V190L211 191ZM234 189H236V188H234ZM245 189H248V186L245 185ZM252 189L254 190V188H252ZM261 189H263V188H261ZM85 190H86V189H85ZM124 190H125V189H124ZM126 190H127V189H126ZM126 190H125L124 192H126ZM156 190H157V188H156ZM160 190H161V189H160ZM173 190H174V188H173ZM186 190H187V189H184V191H185L186 193L184 192V193H185V194H184L185 196L183 195L185 198L187 197V194H188V192H187ZM195 190H196V189H195ZM206 190H207V189H206ZM215 190H216V189H215ZM215 190H214V192H215ZM222 190H225V189H222ZM230 190H231V189H230ZM230 190H229V191H230ZM232 190H233V188H232ZM255 190H256V189H255ZM258 190H260V189H258ZM40 191H41V190H40ZM47 191H48V190H47ZM161 191H162V190H161ZM161 191L158 192V190H157L158 193H161ZM175 191H176V190H175ZM175 191H174V192H175ZM177 191H178V190H177ZM180 191H183V190L180 189ZM210 191H209V192H210ZM229 191H227V192L229 193ZM240 191H241V190H240ZM247 191H248V190H247ZM247 191H246V192H247ZM261 191H262V194H263L264 189L261 190ZM6 192H7V191H6ZM12 192H13V191H12ZM14 192H15V191H14ZM36 192H37V191H36ZM58 192H59V191H58ZM124 192H123V193H124ZM155 192H156V191H155ZM172 192H173V191H172ZM172 192H171V193H172ZM174 192H173V193H174ZM193 192H194V193H192V196H193V194L195 195V193H197V192H195L194 190H193ZM199 192H201V190H199ZM216 192H218V191H216ZM219 192H220V191H219ZM235 192H236V190H235ZM235 192H234V193H235ZM237 192H238V190H237ZM248 192H249V191H248ZM259 192H260V191H259ZM33 193H34V192H33ZM62 193H63V192H62ZM128 193H129V192H128ZM158 193H157V194H158ZM166 193H168L167 190H166ZM173 193H172V196H173ZM175 193H176V192H175ZM212 193H213V192H212ZM225 193H226V191H225ZM238 193H241V192H238ZM249 193L251 194L252 192H249ZM253 193H254V192H253ZM21 194H23V193H21ZM43 194H44V193H43ZM45 194H46V193H45ZM51 194H52V193H51ZM74 194H75V192H74ZM74 194H73V195H74ZM87 194H88V193H87ZM99 194H100V193H99ZM102 194H103V193H102ZM102 194H101V195H102ZM149 194H150V193H148V195H149ZM154 194H156V193H154ZM154 194H153V195H154ZM162 194H163V192H162ZM179 194H181V193H179ZM201 194H202V192H201ZM208 194H209V193H208ZM213 194H215V193H213ZM226 194H227V193H226ZM231 194H232V192H231ZM244 194H245V192H244ZM250 194H249V195H250ZM260 194H261V193H260ZM28 195H29V194H28ZM56 195H57V194H56ZM61 195H62V194H61ZM101 195H100V196H101ZM124 195H125V194H124ZM137 195H138V194H137ZM137 195H136V197H138ZM145 195H146V193H145ZM148 195H146V196H148ZM199 195H200V194H199ZM199 195H196V197L198 196V197L200 198ZM203 195L208 196V195H207V192H206V194H203ZM209 195H211V194H209ZM216 195H217V194H216ZM218 195H219V193H218ZM233 195H234V194H232V195H230V196L232 197ZM237 195H238V194H237ZM246 195H247V194H246ZM249 195H248V196H249ZM258 195H259V194H258ZM11 196H12V195H11ZM121 196H123V195L121 194ZM176 196H178V195H176ZM180 196H181V195H180ZM188 196H189V194H188ZM211 196H212V197H211ZM211 196H210L211 199H213V196H214V195H211ZM238 196H239V195H238ZM242 196H245V195H242ZM255 196H256V193H255ZM262 196H264V195H262ZM38 197H39V196H38ZM79 197H80V196H79ZM82 197H83V196H82ZM87 197H88V196H87ZM96 197H97V196H96ZM98 197H99V196H98ZM102 197H104V195H102ZM129 197H130V195H129ZM148 197H149V196H148ZM150 197H151V196H150ZM168 197L171 198V195H170V196L168 195ZM219 197H220V196H219ZM223 197H225V196H222V198H223ZM227 197H228V196H227ZM239 197H240V196H239ZM245 197H246V196H245ZM252 197L254 198V195H252ZM26 198H27V197H26ZM63 198H64V197H63ZM83 198H85V197H83ZM88 198H89V197H88ZM104 198H105V197H104ZM118 198H119V196H118ZM127 198H128V197H127ZM131 198H132V197H131ZM165 198H166V197H165ZM169 198H167V199H169ZM178 198H179V197H178ZM187 198H188V197H187ZM190 198H191V196H190ZM205 198H207V197H205ZM208 198H209V197H208ZM208 198H207V199H208ZM216 198H217V197H216ZM222 198H221V199H222ZM229 198H230V197H229ZM232 198H233V197H232ZM235 198H236V197H235ZM246 198H247V197H246ZM258 198H259V196H258ZM262 198H263V197H262ZM262 198H260L261 201H262ZM11 199H12V198H11ZM101 199H102V198H101ZM111 199H113V198H111ZM111 199H110V200H111ZM133 199H134V197H133ZM135 199H136V198H135ZM176 199H177V198H176ZM195 199H196V198H194V201H193V202H195V201L197 200V199H196V200H195ZM203 199H204V198H203ZM203 199L201 198V201H202ZM209 199H210V198H209ZM217 199L219 200L220 198H217ZM225 199H226V201H228L227 198H225ZM238 199H239V198H238ZM242 199H244V198H242ZM247 199H249V198H247ZM263 199H264V198H263ZM6 200H7V199H6ZM43 200H44V199H43ZM121 200H122V198H121ZM121 200H120V201H121ZM163 200H164V199H163ZM181 200H186V199L182 198V196H181ZM189 200H190V199H189ZM199 200H200V199H199ZM229 200H230V199H229ZM234 200H235V199H234ZM236 200H237V198H236ZM240 200H241V199H240ZM258 200H259V199H258ZM57 201H58V200H57ZM71 201H72V200H71ZM87 201H88V200H87ZM99 201H100V200H99ZM101 201H102V200H101ZM103 201H104V199H103ZM105 201L107 202V200H105ZM111 201H112V200H111ZM144 201H145V200H144ZM161 201H162V200H161ZM166 201H167V200H166ZM178 201H179V199H178ZM187 201H188V200H187ZM201 201H200V202H201ZM207 201H208V200H207ZM211 201H213V200H211ZM211 201L208 202V203H209L208 205H204V206H210V204H212ZM214 201H216V199H215ZM214 201H213V203H214ZM220 201H221V200H220ZM247 201H248V200H247ZM247 201H246V202H247ZM250 201H252V200H250ZM250 201H249V202H250ZM256 201H257V200H256ZM256 201H255V203H256ZM40 202H41V201H40ZM85 202H86V201H85ZM150 202H151V201H150ZM152 202H153V201H152ZM164 202H165V201H164ZM181 202H182L181 204H182V206H183V201H181ZM184 202H185V201H184ZM190 202H191V201H190ZM197 202H198V201H197ZM204 202H206V199H204ZM223 202H224V200H223ZM228 202H229V201H228ZM242 202H243V201H242ZM244 202H245V201H244ZM246 202H245V205H247ZM30 203H31V202H30ZM59 203H60V202H59ZM102 203H104V202H102ZM102 203H101V204H102ZM168 203H169V202H168ZM177 203H179V206H180V202H177ZM186 203H187V202H186ZM198 203H199V202H198ZM219 203H221V202H219ZM234 203H235V202H234ZM239 203H240V202H239ZM250 203H251V202H250ZM252 203H254V202H252ZM261 203H262V202H261ZM261 203H260V204H261ZM53 204H55V203H53ZM91 204H92V202H91ZM96 204H98V203H96ZM108 204H109V202H108ZM147 204H148V203H147ZM150 204H151V203H150ZM165 204L168 206L167 203H165ZM173 204H174V203H173ZM175 204H176V203H175ZM194 204H195V203H194ZM201 204H204V203H203V202L200 203V206L203 208V206H202ZM206 204H207V203H206ZM217 204H218V203H217ZM223 204H224V203H223ZM229 204H230V202H229ZM232 204H233V203H232ZM235 204H236V203H235ZM235 204H233V205H235ZM257 204H258V203H257ZM5 205H7V204H5ZM10 205H11V204H10ZM10 205H9V206H10ZM81 205H82V204H81ZM94 205H95V204H94ZM103 205H105V204H102V206H103ZM106 205H107V203H106ZM112 205H113V203H112ZM132 205H134V204H132ZM196 205H198V204H196ZM219 205H220V204H219ZM227 205H228V204H227ZM240 205H241V204H240ZM251 205H252V204H251ZM255 205H256V204H255ZM263 205H264V204H263ZM263 205H262V206H263ZM9 206H8V207H9ZM21 206H22V205H21ZM21 206H20V207H21ZM65 206H66V205H65ZM95 206H96V205H95ZM95 206H93V207H95ZM100 206H101V205H100ZM102 206H101V207H102ZM107 206H108V205H107ZM110 206H111V205H110ZM113 206H114V205H113ZM179 206H178V208H179ZM185 206H186V209L191 208L190 205H189V208H187L188 204L185 205ZM191 206H192V204H191ZM213 206H214V205H213ZM213 206H212V208H213ZM224 206H226V204H224ZM236 206H238V205L236 204ZM241 206H242V205H241ZM262 206H261V207H262ZM6 207H7V206H6ZM144 207H145V206H144ZM147 207H148V205H147ZM183 207H184V206H183ZM194 207H195V205H194ZM35 208H36V207H35ZM43 208H44V207H43ZM60 208H63V207H60ZM68 208H69V207H68ZM68 208H67V209H68ZM88 208H89V207H88ZM88 208H87V209H88ZM90 208H91V207H90ZM111 208H112V207H111ZM174 208H175V206H174ZM178 208H177V209H178ZM192 208H193V207H192ZM204 208H205V207H204ZM204 208H203V209H200V210L202 211V210H204ZM212 208H211V210H210V213H211V211H212ZM227 208H228V207H227ZM232 208H233V207L231 206V209H232ZM239 208H240V206H239ZM241 208H242V207H241ZM243 208H244V207H243ZM243 208H242V209H243ZM246 208H248V207H246ZM255 208H256V207H255ZM257 208H258V207H257ZM263 208H264V207H263ZM58 209H59V208H58ZM106 209H108V208L106 207ZM109 209H110V208H109ZM113 209H114V208H113ZM144 209H145V208H144ZM222 209H223V208H222ZM228 209H229V208H228ZM234 209H235V208H234ZM234 209H233V210H234ZM237 209H238V208H237ZM4 210H5V209H4ZM16 210H17V209H16ZM20 210H21V209H20ZM35 210H36V209H35ZM43 210H44V209H43ZM84 210H85V209H84ZM84 210H83V211H84ZM94 210H95V209H94ZM110 210H111V209H110ZM110 210H109V211H110ZM115 210H116V207H115ZM172 210H173V208H172ZM179 210H181V209H179ZM182 210L185 211V207H184V209L182 208ZM200 210H199V211H200ZM214 210L217 211V209H214ZM239 210H240V209H239ZM239 210H238V211H239ZM248 210H249V209H248ZM250 210H252V209H250ZM109 211H108V212H109ZM116 211H117V210H116ZM118 211H119V210H118ZM122 211H123V210H122ZM177 211H178V210H177ZM191 211H192V209H191ZM195 211H196V210H195ZM197 211H198V208H197ZM204 211H205V210H204ZM206 211H208V210H206ZM238 211H236V212H238ZM84 212H85V211H84ZM96 212H97V210H96ZM100 212H101V211H100ZM103 212H105V210H103ZM173 212H174V211H173ZM178 212H179V211H178ZM180 212H182V211H180ZM189 212H190V211H189ZM193 212H194V210L192 211V213H193ZM217 212H218V211H217ZM251 212H252V211H251ZM253 212H254V210H253ZM258 212H259V211H258ZM263 212H264V211H263ZM263 212H262V213H263ZM80 213H81V212H80ZM89 213H90V212H89ZM92 213H93V212H92ZM94 213H95V211H94ZM171 213H172V212H171ZM185 213H187V212H185ZM185 213L183 214L184 216L187 215V214L185 215ZM194 213H195V212H194ZM199 213H200V212H199ZM219 213H220V211H219ZM219 213H216V212H215V214H216V215H219L218 217L221 218V216H220ZM238 213H239V212H238ZM241 213H242V212H241ZM254 213H255V212H254ZM11 214H12V213H11ZM103 214H104V213H103ZM111 214H112V213H110V215H111ZM114 214H115V213H114ZM116 214H117V213H116ZM118 214H119V213H118ZM120 214L122 215L121 211H120ZM123 214H124V213H123ZM138 214H139V213H138ZM173 214H174V213H173ZM176 214H177V213H176V210H175V215H176ZM188 214H189V213H188ZM190 214H191V212H190ZM195 214H197V212H196ZM195 214H194V216H195ZM208 214H209V213H208ZM208 214H207V215H208ZM236 214H237V213H236ZM236 214H235V215H236ZM91 215H92V214H91ZM105 215H106V214H105ZM105 215H104V216H105ZM107 215H109V214H107ZM121 215H119V216H121ZM179 215H181V214L179 213ZM212 215H213V214H212ZM216 215H214V216H216ZM241 215H242V214H241ZM254 215H256V214H254ZM261 215H263V214H261ZM261 215H260V216H261ZM95 216H96V214H95ZM95 216H93V218H95ZM104 216H103V217H104ZM139 216H140V215H139ZM190 216H191V215H190ZM196 216H197V215H196ZM203 216H204V215H203ZM205 216H206V215H205ZM222 216H223V215H222ZM236 216H238V215H236ZM239 216H240V214H239ZM260 216H259V218H260ZM263 216H264V215H263ZM23 217H24V216H23ZM89 217H90V216H89ZM98 217L100 218V216H98ZM103 217H102V218H103ZM109 217H110V216H109ZM116 217H117V215H116ZM170 217L172 218V216H169L168 219H170ZM186 217H187V216H186ZM188 217H189V216H188ZM192 217H193V215H192ZM192 217H190V218H192ZM197 217H198V216H197ZM211 217H212V216H211ZM241 217H242V219H244V216H241ZM245 217H246V214H245ZM247 217H248V215H247ZM247 217H246V218H247ZM261 217H262V216H261ZM87 218H88V217H87ZM111 218H112V216H111ZM117 218H119V217H117ZM129 218H130V217H129ZM156 218H157V217H156ZM177 218H178V217H177ZM177 218H175L174 220H176ZM180 218H181V217H180ZM180 218H178V219H180ZM203 218H204V217H203ZM208 218H209V216H208ZM213 218H214V217H212V220H213ZM238 218H240V217H238ZM246 218H245V219H246ZM249 218H250V217H249ZM249 218H247L248 221H249ZM253 218H254V216H253L251 219L253 220ZM255 218H256V217H255ZM96 219H97V218H96ZM192 219H193V218H192ZM197 219H198V218H197ZM201 219H202V218H201ZM205 219H206V217H205ZM215 219H216V218H214V220H215ZM262 219H263V218H260V220H262ZM31 220H32V219H31ZM100 220H101V219H100ZM109 220H110V219H109ZM121 220L123 221V219H121ZM141 220H142V219H141ZM172 220H173V219H172ZM174 220H173V221H174ZM183 220H185V219L183 218ZM188 220H189V219H188ZM194 220H196V219L190 220V222H192V221H194ZM218 220H219V219H218ZM223 220H224V219H223ZM235 220H236V219H235ZM254 220H255V219H254ZM254 220H253V221H254ZM111 221H114V220L111 219ZM116 221L119 222L120 220H116ZM177 221H178V220H177ZM185 221H187V220H185ZM226 221H228V220H226ZM240 221H242V220L240 219ZM248 221H244V222H248ZM258 221H259V220H258ZM79 222H80V220H79ZM93 222H95V221H93ZM102 222H103V220H102ZM106 222H107V221H106ZM123 222H124V221H123ZM144 222H145V221H144ZM167 222H168V221H167ZM181 222H182V221H181ZM181 222H180V223H181ZM188 222H189V221H187V223H188ZM190 222H189V223H190ZM194 222H196V221H194ZM213 222H214V221H213ZM216 222H217V221H216ZM219 222H220V221H219ZM221 222H223V221H221ZM254 222H256V221H254ZM87 223H88V222H87ZM87 223H86V225H87ZM95 223H96V222H95ZM99 223H100V222H99ZM109 223H110V222H109ZM124 223H125V222H124ZM170 223H171V222H170ZM183 223H184V222H183ZM205 223H206V221H205ZM205 223H204V224H205ZM210 223H211V221H210ZM250 223H252V222H250ZM81 224H82V223H81ZM90 224H91V223H90ZM104 224H105V223H104ZM111 224H112V223H111ZM111 224H110V225H111ZM113 224H114V223H113ZM113 224H112V225H113ZM119 224H120V223H119ZM138 224H139V223H138ZM200 224H202V223H200ZM213 224H215V223H213ZM213 224H211V225H213ZM229 224H231V223H229ZM259 224H260V222H259ZM76 225H77V224H76ZM82 225H83V224H82ZM84 225H85V224H84ZM86 225H85V226H86ZM100 225H102V228H103V224L101 223ZM122 225H124V224L122 223ZM142 225H143V224H142ZM155 225H156V224H155ZM172 225H173V224H172ZM174 225H176V224H174ZM174 225H173V227H174ZM182 225L185 226V224H182ZM186 225H187V224H186ZM207 225H210L209 222H208V224H206V227H207ZM251 225L253 226V223H252ZM251 225H249V226H251ZM105 226H106V225H105ZM108 226H109V225H108ZM108 226H106V227H107V229H108V231H109V227H108ZM114 226H115V224H114ZM116 226H117V225H116ZM116 226H115V227H116ZM118 226H119V225H118ZM124 226H125V225H124ZM156 226H157V225H156ZM177 226H179V225H177ZM195 226H196V225H195ZM202 226H203V225H202ZM220 226H221V225H220ZM245 226H246V224H245ZM259 226H261V225H259ZM262 226H264V225H262ZM48 227H49V226H48ZM110 227H111V226H110ZM115 227H113V228H115ZM119 227H122V226H119ZM119 227H118V228H119ZM126 227H127V226H126ZM147 227H148V226H147ZM180 227L182 228L181 225H180ZM192 227H193V226H192ZM213 227H214V226H213ZM227 227H228V226H227ZM247 227H248V226H246V228H247ZM60 228H61V227H60ZM77 228H78V227H77ZM84 228H85V227H84ZM97 228H98V227H97ZM99 228H100V227H99ZM116 228H117V227H116ZM130 228H131V227H130ZM142 228H143V227H142ZM145 228H146V227H145ZM155 228H156V227H155ZM178 228H179V227H178ZM181 228H180V230L178 229L180 234H181L180 231L182 230ZM190 228H191V227H190ZM218 228H219V227H218ZM228 228H229V227H228ZM246 228H245V229H246ZM259 228H261V227H259ZM263 228H264V227H263ZM54 229H55V228H54ZM67 229H68V228H67ZM94 229H95V228H94ZM111 229H112V228H111ZM148 229H149V228H148ZM159 229H160V228H159ZM175 229H177V228L175 227ZM188 229H189V227H188ZM209 229H212V227H210ZM234 229H235V228H234ZM239 229H240V228H239ZM243 229H244V227H243ZM76 230H77V229H76ZM76 230H75V231H76ZM79 230H80V229H79ZM90 230H91V229H90ZM92 230H93V229H92ZM100 230H101V229H100ZM116 230H117V229H116ZM120 230H121V228H120ZM142 230H144V229H142ZM183 230H185L184 227H183ZM44 231H45V230H44ZM97 231H99V230H97ZM118 231H119V230H118ZM118 231H117V232H118ZM122 231H123V230H121V232H122ZM128 231H129V230H128ZM128 231H127V232H128ZM146 231H148V230H146ZM155 231H156V230H155ZM175 231H176V230H175ZM188 231H189V230H188ZM201 231H202V230H201ZM208 231H209V230H208ZM217 231H218V230H217ZM220 231H221V230H220ZM220 231H219V232H220ZM223 231H226V230H223ZM236 231H237V230H235V232H236ZM241 231H242V230H241ZM241 231H240V232H241ZM244 231H246V230H244ZM73 232H74V231H72V233H73ZM93 232H94V231H93ZM102 232H103V230H102ZM115 232H116V231H115ZM124 232H125V230L123 231V233H124ZM135 232H137V231H135ZM135 232H134V233H135ZM140 232H141V231H140ZM143 232H144V231H143ZM156 232H157V233H156ZM156 232H155V235L158 234L160 231H159V232L156 231ZM183 232H185V231H183ZM183 232H182V233H183ZM192 232H193V231H192ZM202 232H203V231H202ZM204 232L206 233V230H204ZM212 232H213V230H212ZM212 232L210 231V233H212ZM214 232H216V231H214ZM214 232H213V233H214ZM226 232H227V231H226ZM229 232H230V231H229ZM233 232H234V231H233ZM260 232H261V231H260ZM49 233H50V232H49ZM74 233H75V232H74ZM96 233H97V232H96ZM98 233H100V232H98ZM110 233H112V232H110ZM141 233H142V232H141ZM144 233H145V232H144ZM147 233H148V232H147ZM161 233H162V232H160V234H161ZM170 233H171V232H170ZM179 233H177V234L179 235ZM186 233H189V232H187V230H186ZM196 233H197V231H196ZM205 233H204V234H205ZM207 233H208V232H207ZM258 233H259V232H258ZM100 234H101V233H100ZM102 234H105V233L103 232ZM113 234H114V233H113ZM129 234H130V233H129ZM129 234H128V235H129ZM145 234H146V233H145ZM149 234H150V233H149ZM160 234H159V235H160ZM162 234H165V233H162ZM166 234H167V233H166ZM172 234H173V233H172ZM175 234H176V233H175ZM175 234H174V235H175ZM184 234H185V233H184ZM191 234H192V233H191ZM198 234H199V232H198ZM215 234H216V233H215ZM215 234H213V235H215ZM217 234H218V233H217ZM217 234H216V235H217ZM229 234H230V233H229ZM59 235H60V234H59ZM85 235H86V234H85ZM106 235H107V234H106ZM121 235H122V234H121ZM123 235H124V234H123ZM123 235H122V237H123ZM128 235H127V236H128ZM138 235H139V234H138ZM155 235H154V236H155ZM167 235H168V234H167ZM185 235H186V234H185ZM187 235H188V234H187ZM189 235H190V234H189ZM202 235H203V234H202ZM202 235H201V236H202ZM205 235H206V234H205ZM205 235H204V236H205ZM208 235H209V234H208ZM211 235H212V234H211ZM211 235H209V236H211ZM218 235H220V233H219ZM221 235H222V234H221ZM230 235H232V234H230ZM238 235H240V234L238 233ZM238 235H236L235 237L237 238ZM245 235H246V233H245ZM247 235H248V234H247ZM254 235H258V234H254ZM263 235H264V234H263ZM263 235H262V236H263ZM63 236H64V235H63ZM129 236H130V235H129ZM139 236H140V235H139ZM156 236H157V235H156ZM165 236H166V235H165ZM169 236H170V235H169ZM175 236H177V235H175ZM191 236H192V235H191ZM204 236H203V237H204ZM206 236H207V235H206ZM209 236H208V237H209ZM241 236H242V234H241ZM250 236H251V234H250ZM260 236H261V235H260ZM88 237H89V236H88ZM110 237H112V236H110ZM131 237H132V236H131ZM135 237H136V235H135ZM137 237H138V236H137ZM137 237H136V238H137ZM163 237H164V236H163ZM188 237H190V236H188ZM194 237L196 238V236H192V238H194ZM198 237H199V236H198ZM203 237H202V238H203ZM222 237H223V236H222ZM227 237H228V236H227ZM232 237H233V235H232ZM232 237H231V238H232ZM235 237H233V239H235ZM239 237H240V236H239ZM246 237H247V236H246ZM263 237H264V236H263ZM24 238H25V237H24ZM90 238H91V237H90ZM92 238H93V237H92ZM92 238H91V239H92ZM97 238H98V237H97ZM113 238H114V235H113ZM169 238H170V237H169ZM175 238H176V237H175ZM183 238H184V236H183ZM215 238H217V237H215ZM220 238H221V237H220ZM240 238H242V237H240ZM252 238H253V236H252ZM252 238L250 239V237H249L250 240H252ZM255 238H256V237H255ZM258 238H259V237H258ZM258 238H257L256 240H258ZM118 239H119V238H118ZM138 239H139V238H138ZM142 239H143V238H142ZM144 239H145V237H144ZM144 239H143V240H144ZM172 239H174V237H172ZM176 239H177V238H176ZM184 239H185V238H184ZM188 239H189V238H188ZM196 239H197V238H196ZM199 239H200V238H198L197 241H198ZM211 239H212V238H211ZM222 239H223V238H222ZM222 239H221V240H222ZM224 239H225V238H224ZM227 239H228V238H227ZM229 239H230V238H229ZM233 239H232V240H233ZM242 239H243V238H242ZM104 240H105V239H104ZM104 240H103L102 242H105ZM114 240H115V239H114ZM204 240H206L205 237H204ZM204 240H203V241H204ZM207 240H208V239H207ZM256 240H255V241H256ZM259 240H260V239H259ZM262 240H263V239H262ZM32 241H33V240H32ZM85 241H86V240H85ZM90 241H91V240H90ZM97 241H98V240H97ZM107 241H108V240H107ZM136 241H137V240H136ZM177 241L179 242V237H178V240H177ZM177 241H176V242H177ZM188 241H189V240H188ZM194 241H196V240H194ZM194 241L192 240V242H194ZM200 241H201V240H200ZM200 241H199V243H200ZM226 241H227V240H226ZM253 241H254V240H253ZM39 242H40V241H39ZM76 242H77V241H76ZM76 242H75V244H76ZM99 242H100V241H99ZM112 242H113V241H112ZM139 242H140V241H139ZM143 242H144V241H143ZM155 242H156V241H155ZM178 242H177V243H178ZM180 242H181V240H180ZM184 242H185V241H184ZM184 242H183V243H184ZM186 242H187V239H186ZM192 242H191V243H192ZM207 242H209V241H207ZM234 242H235V241H234ZM237 242H238V240H237ZM92 243H93V242H92ZM97 243H98V242H97ZM106 243H107V242H106ZM110 243H111V242H110ZM116 243L118 244V242H116ZM122 243H124V242H122ZM126 243H127V242H126ZM126 243H125V244H126ZM173 243H174V242H173ZM173 243H172V245H173ZM196 243L199 244L198 242H196ZM196 243H195V245H196ZM202 243H203V242H202ZM212 243H213V242H212ZM212 243H209V245L212 244ZM218 243H219V242H218ZM223 243H224V242H223ZM227 243H228V242H227ZM227 243H226V244H227ZM229 243H230V241H229ZM231 243H232V242H231ZM241 243H244V242H238L237 244L240 246ZM250 243H251V242H250ZM254 243H256V242H254ZM257 243H258V242H257ZM25 244H26V243H25ZM51 244H52V243H51ZM90 244H91V242H90ZM100 244H101V242H100ZM102 244H103V243H102ZM130 244H131V243H130ZM143 244H144V243H143ZM154 244H155V243H154ZM170 244H171V243H170ZM170 244H169V246H170ZM179 244H180V243H179ZM204 244H207V245H208V243H204ZM213 244H214V243H213ZM215 244H216V243H215ZM260 244H262V242H260ZM38 245H39V244H38ZM83 245H84V244H83ZM92 245H94V244H92ZM128 245H129V244H128ZM140 245H141V244H140ZM182 245H183V244H182ZM184 245H186V244H184ZM193 245H194V244H193ZM195 245H194V246H195ZM227 245H228V244H227ZM229 245H230V244H229ZM231 245H232V244H231ZM95 246H96V245H95ZM110 246H111V245H109V246H107V247H110ZM134 246H135V245H134ZM145 246H146V245H145ZM174 246H175V243H174ZM179 246H180V245H179ZM190 246H191V245H190ZM199 246H200V244H199ZM202 246L204 247V245H202ZM213 246H214V245H213ZM216 246H217V245H216ZM220 246H223V245H220ZM239 246H238V247H239ZM242 246H243V245H242ZM245 246H246V245H245ZM27 247H28V246H27ZM35 247H36V246H35ZM64 247H65V246H64ZM74 247H75V246H74ZM91 247H92V246H91ZM111 247H113V246H111ZM141 247H142V246H141ZM141 247H140V248H141ZM146 247H147V246H146ZM146 247H145V248H146ZM181 247H182V246H181ZM184 247H185V246H184ZM184 247H183V248H184ZM196 247H198V246L196 245ZM196 247H195V248H196ZM205 247H206V246H205ZM233 247H234V246H233ZM233 247H232V248H233ZM260 247H261V246H260ZM260 247H259V248H260ZM84 248H85V247H84ZM113 248H115V247H113ZM113 248H112V249H113ZM120 248H121V247H120ZM124 248H125V247H124ZM131 248H132V247H131ZM154 248H155V247H154ZM179 248H180V247H179ZM179 248H178V249H179ZM183 248H181V249L183 250ZM186 248H187V247H186ZM198 248H199V247H198ZM210 248H212V247H210ZM216 248H217V247H216ZM223 248H224V247H223ZM226 248H227V247H226ZM226 248H225V249H226ZM234 248H235V247H234ZM239 248H240V247H239ZM248 248H249V247H248ZM253 248H254V247H253ZM45 249H46V248H45ZM47 249H48V248H47ZM61 249H62V248H61ZM61 249H60V250H61ZM149 249H150V248H149ZM165 249H167V248H165ZM171 249L173 250V247H172ZM174 249H177V248H174ZM192 249H193V248H191V250H192ZM206 249L208 250V248H206ZM214 249H215V248H214ZM214 249H213V250H214ZM240 249H243V248L241 247ZM245 249H246V248H245ZM251 249H252V248H251ZM31 250H32V249H31ZM82 250H83V249H82ZM110 250H111V249H110ZM117 250H118V249H117ZM117 250H116V251H117ZM147 250H148V249H147ZM168 250H169V248H168ZM193 250H194V249H193ZM200 250H201V248H200ZM228 250L231 251L230 249H228ZM232 250H233V249H232ZM248 250H250V248H249ZM255 250H256V248H255ZM255 250H254V251H255ZM260 250H262V249L260 248ZM92 251H93V250H92ZM96 251H97V250H96ZM126 251H127V250H126ZM131 251H132V250H131ZM149 251H151V250H149ZM149 251H147V252H149ZM178 251H181V250H178ZM184 251H185V249H184ZM198 251H199V250H198ZM198 251L196 250V252H198ZM215 251H216V250H215ZM258 251H259V250H258ZM62 252H63V251H62ZM106 252H107V251H106ZM111 252H112V251H111ZM114 252H115V251H114ZM117 252H118V251H117ZM121 252H122V251H121V249H120V253H121ZM136 252H137V251H136ZM167 252H168V251H166L165 254H166ZM170 252H171V250L169 251V253H170ZM185 252H187V251H185ZM191 252H192V251H191ZM201 252H203V251H201ZM208 252H209V250H208ZM212 252H213V254H214V256H211L212 258L209 257L210 255H209L208 257H205V259H206L205 261H208L207 263H210V264H221V263H223L224 261H228L229 259H231L230 261H232V258H235V256L231 257L232 255L229 256V255H227V254H223V252H220V250L217 251V252H214V251L211 250V253H212ZM226 252H227V251H226ZM232 252H233V251H232ZM232 252H231V253H232ZM236 252H237V251H236ZM247 252H249V251H247ZM250 252H251V251H250ZM263 252H264V251H263ZM78 253H79V252H78ZM109 253H110V252H109ZM112 253H113V252H112ZM120 253H118V254H120ZM122 253H123V252H122ZM141 253H142V252H141ZM172 253H173V251H172ZM172 253H171V254H172ZM188 253H190L189 250H188ZM203 253H205V251H204ZM229 253H230V252H229ZM244 253H245V252H244ZM261 253H262V252H261ZM60 254H61V253H60ZM96 254H97V253H96ZM114 254H115V253H114ZM156 254H157V253H156ZM175 254H176V253H175ZM190 254H191V253H190ZM192 254H194V253H192ZM197 254H198V253H197ZM205 254H207V253H205ZM249 254H250V253H249ZM257 254H258V253H256V255H257ZM43 255H44V254H43ZM78 255H79V254H78ZM82 255H83V254H82ZM115 255H116V254H115ZM122 255H123V254H122ZM168 255H169V254H168ZM172 255H173V254H172ZM172 255H171V256H172ZM183 255H184V254H183ZM185 255H186V253H185ZM195 255H196V254H195ZM198 255H199V254H198ZM198 255H197V256H198ZM202 255H203V254H202ZM233 255H234V254H233ZM236 255H237V254H236ZM247 255H248V254H247ZM252 255H254V252H253ZM258 255H259V254H258ZM260 255H261V254H260ZM263 255H264V254H263ZM263 255H261V257H262ZM88 256H89V255H88ZM98 256H99V255H98ZM112 256H113V255H112ZM112 256H111V257H112ZM123 256H124V255H123ZM123 256H121V257H123ZM127 256H128V255H127ZM153 256H154V255H153ZM174 256H175V255H174ZM177 256H178V255H177ZM181 256H182V255H181ZM200 256H201V255H200ZM205 256H207V255H205ZM237 256L240 257V258H242L243 253H242V254L239 253ZM237 256H236V259H235V260L239 261V259H238ZM244 256H245V255H244ZM244 256H243V257H244ZM42 257H43V256H42ZM54 257H55V256H54ZM57 257H58V256H57ZM60 257H61V256H60ZM64 257H65V256H64ZM67 257H68V256H67ZM67 257H66V259H67ZM99 257H100V256H99ZM111 257L109 258L110 261H111ZM115 257H116V256H115ZM132 257H134V256H132ZM157 257H158V256H157ZM168 257H169V256H168ZM182 257H183V256H182ZM186 257H188V256H186ZM194 257H195V256H194ZM249 257H250V256H249ZM251 257H253V256H251ZM49 258H51V257H49ZM68 258H69V257H68ZM112 258H113V257H112ZM118 258H120V256H119ZM171 258H173V257H171ZM178 258H179V256H178ZM183 258H184V257H183ZM200 258H201V257H200ZM244 258H245V257H244ZM255 258H256V257H255ZM38 259H39V258H38ZM52 259H54V258H52ZM64 259H65V258H64ZM69 259H70V258H69ZM84 259H85V258H84ZM86 259H87V258H86ZM93 259H94V258H93ZM173 259H174V258H173ZM173 259H171V260H173ZM184 259H185V258H184ZM184 259H182V260H184ZM187 259H188V258H187ZM187 259H185V260H187ZM194 259H195V258H194ZM246 259H247V257H246ZM263 259H264V258H263ZM46 260H47V259H46ZM55 260H57V258L54 259V261H55ZM95 260H96V259H95ZM116 260H117V259H116ZM122 260H123V258H122ZM169 260H170V259H169ZM175 260H176V259H175ZM178 260H179V262L182 261V260H180V259H178ZM200 260L202 261V259H199V262L196 260V261L198 262V264L200 263ZM240 260H241V259H240ZM242 260H244V259L242 258ZM248 260H249V259H248ZM248 260H247V261H248ZM58 261H59V260H58ZM62 261H64V260H62ZM62 261H61V262H62ZM70 261H71V259H70ZM87 261H88V260H87ZM106 261H107V260H106ZM110 261H109V262H110ZM113 261H115V259H114ZM119 261H121V260H119ZM123 261H124V260H123ZM125 261H126V260H125ZM125 261H124V262H125ZM131 261H132V259H131ZM176 261H177V260H176ZM188 261H189V259H188ZM193 261H195V260H193ZM244 261H245V260H244ZM38 262H39V261H38ZM47 262H48V261H47ZM65 262L67 263L68 260L64 261V263H65ZM116 262L119 263L118 260H117ZM124 262H123V263H124ZM126 262H127V261H126ZM146 262H147V261H146ZM170 262H172V261H169V263H170ZM190 262H192V260H191ZM233 262H235V261L233 260L231 263H233ZM240 262H242V261H240ZM240 262H239V264H240ZM245 262H246V261H245ZM257 262H258V260H257ZM15 263H16V262H15ZM42 263H43V262H42ZM56 263H57V262H56ZM69 263H70V262H69ZM72 263H73V262H72ZM72 263H70V264H72ZM105 263H106V262H105ZM121 263H122V261H121ZM123 263H122V264H123ZM131 263H132V262H131ZM165 263H166V262H165ZM169 263H168V264H169ZM180 263H181V262H180ZM186 263H187V262H186ZM186 263H183V261H182V264H186ZM193 263H194V262H192V264H193ZM207 263H206V264H207ZM252 263H254V262L252 261ZM262 263H263V262H262ZM31 264H32V263H31ZM52 264H53V263H52ZM54 264H55V263H54ZM57 264H58V263H57ZM62 264H63V263H62ZM75 264H76V262H75ZM77 264H78V263H77ZM80 264H81V262H80ZM82 264H83V263H82ZM109 264H111V263H109ZM114 264H115V263H114ZM129 264H130V263H129ZM134 264H135V263H134ZM174 264H175V263H174ZM194 264H195V263H194ZM201 264H202V262H201ZM203 264H204V263H203ZM223 264H227V263H223ZM241 264H248V263H247V262H246V263L242 262ZM260 264H261V263H260Z\"/></svg>", "mask_w": 264, "mask_h": 264}]
</instances>
